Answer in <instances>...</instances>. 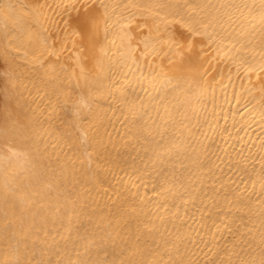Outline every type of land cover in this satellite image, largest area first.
Segmentation results:
<instances>
[{
	"label": "bare ground",
	"instance_id": "bare-ground-1",
	"mask_svg": "<svg viewBox=\"0 0 264 264\" xmlns=\"http://www.w3.org/2000/svg\"><path fill=\"white\" fill-rule=\"evenodd\" d=\"M0 264H264V0H0Z\"/></svg>",
	"mask_w": 264,
	"mask_h": 264
},
{
	"label": "rangeland",
	"instance_id": "rangeland-1",
	"mask_svg": "<svg viewBox=\"0 0 264 264\" xmlns=\"http://www.w3.org/2000/svg\"><path fill=\"white\" fill-rule=\"evenodd\" d=\"M1 64V63H0Z\"/></svg>",
	"mask_w": 264,
	"mask_h": 264
}]
</instances>
